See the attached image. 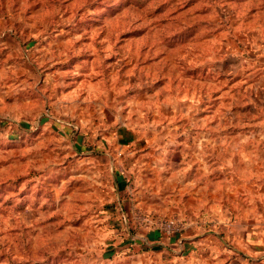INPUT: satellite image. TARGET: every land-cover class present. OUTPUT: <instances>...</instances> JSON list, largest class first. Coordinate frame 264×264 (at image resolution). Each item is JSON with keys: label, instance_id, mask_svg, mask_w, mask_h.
Listing matches in <instances>:
<instances>
[{"label": "rangeland", "instance_id": "374dc122", "mask_svg": "<svg viewBox=\"0 0 264 264\" xmlns=\"http://www.w3.org/2000/svg\"><path fill=\"white\" fill-rule=\"evenodd\" d=\"M263 70L264 0H0V264H264Z\"/></svg>", "mask_w": 264, "mask_h": 264}, {"label": "crops", "instance_id": "0c3cea01", "mask_svg": "<svg viewBox=\"0 0 264 264\" xmlns=\"http://www.w3.org/2000/svg\"><path fill=\"white\" fill-rule=\"evenodd\" d=\"M255 80H253L251 82H255L256 83V87L260 89L259 92H258L260 94V97H257L255 102H258V101L262 102V98H263V101H264V70L262 72L258 73V75H256V79ZM262 103H264V102H262ZM252 244H254V246L253 245L252 246L255 247L254 250H256V251H258L257 250L258 247H262L263 246L261 242H256V243H252Z\"/></svg>", "mask_w": 264, "mask_h": 264}]
</instances>
